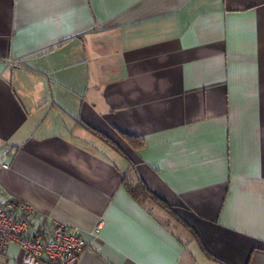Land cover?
<instances>
[{
    "label": "crops",
    "instance_id": "0c3cea01",
    "mask_svg": "<svg viewBox=\"0 0 264 264\" xmlns=\"http://www.w3.org/2000/svg\"><path fill=\"white\" fill-rule=\"evenodd\" d=\"M0 147V201L76 264H264V0H0Z\"/></svg>",
    "mask_w": 264,
    "mask_h": 264
},
{
    "label": "built area",
    "instance_id": "2783aa9c",
    "mask_svg": "<svg viewBox=\"0 0 264 264\" xmlns=\"http://www.w3.org/2000/svg\"><path fill=\"white\" fill-rule=\"evenodd\" d=\"M0 167L9 168L1 161V147ZM34 212L27 202L0 201V264L11 244L21 249L23 264H76L88 246L80 231L62 222L32 228Z\"/></svg>",
    "mask_w": 264,
    "mask_h": 264
},
{
    "label": "trees",
    "instance_id": "16d2710c",
    "mask_svg": "<svg viewBox=\"0 0 264 264\" xmlns=\"http://www.w3.org/2000/svg\"><path fill=\"white\" fill-rule=\"evenodd\" d=\"M100 141H102L106 146L110 147L112 150L120 153L123 155L126 159H129L126 157V154L121 150L119 145L110 137L100 133V132H94L93 133ZM129 143L134 148H140L144 145L143 142L137 140L136 138H129ZM131 164V170L132 173L135 176V180L127 176L126 174L123 177V183L122 185L124 188L128 191L130 196L138 201L139 203H145L147 201L151 202L152 204L159 207L161 210H163L169 217H171L174 221H176L178 224H180L183 228L190 231L186 223H184L179 216L175 213L172 206L168 205L165 201L160 199L155 193H153L146 183L142 180V178L139 176L138 171L136 170V166L134 163L129 161Z\"/></svg>",
    "mask_w": 264,
    "mask_h": 264
}]
</instances>
